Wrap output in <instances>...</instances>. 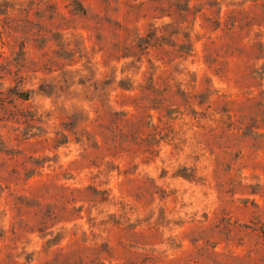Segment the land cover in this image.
<instances>
[{"label": "rangeland", "instance_id": "obj_1", "mask_svg": "<svg viewBox=\"0 0 264 264\" xmlns=\"http://www.w3.org/2000/svg\"><path fill=\"white\" fill-rule=\"evenodd\" d=\"M263 221L264 0H0V264H264Z\"/></svg>", "mask_w": 264, "mask_h": 264}, {"label": "trees", "instance_id": "obj_2", "mask_svg": "<svg viewBox=\"0 0 264 264\" xmlns=\"http://www.w3.org/2000/svg\"><path fill=\"white\" fill-rule=\"evenodd\" d=\"M185 7H186V6H185ZM150 35H152V34H148L147 37H143V40H144V42L146 43L145 47L149 44V42L147 41V39L150 38V37H149ZM138 45H140V44H138ZM180 45H181L185 50H191V46H190V44H188V43H183V44H180ZM259 229H260V232H261L262 237H263V239H264V221H263L262 224L260 225Z\"/></svg>", "mask_w": 264, "mask_h": 264}]
</instances>
